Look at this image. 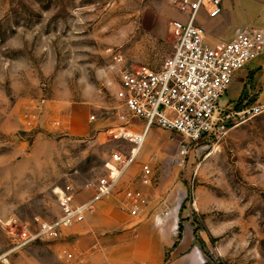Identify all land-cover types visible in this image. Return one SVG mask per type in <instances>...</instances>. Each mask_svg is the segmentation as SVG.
<instances>
[{"label":"rangeland","instance_id":"374dc122","mask_svg":"<svg viewBox=\"0 0 264 264\" xmlns=\"http://www.w3.org/2000/svg\"><path fill=\"white\" fill-rule=\"evenodd\" d=\"M182 1L0 0V264L89 263L112 235L108 210L128 220L117 233L157 221L180 240L178 253L194 248L205 264H264L263 118L219 141L190 143L151 129L134 163L85 217L97 240L75 246L73 225L58 240L17 246L21 227L32 234L59 216V190L71 186L83 202L111 155L130 150L114 139L123 66L113 58L159 69L173 51L169 27ZM127 191L144 200L137 216L128 214Z\"/></svg>","mask_w":264,"mask_h":264},{"label":"built area","instance_id":"2783aa9c","mask_svg":"<svg viewBox=\"0 0 264 264\" xmlns=\"http://www.w3.org/2000/svg\"><path fill=\"white\" fill-rule=\"evenodd\" d=\"M228 1L183 0L179 4L180 18L169 27L173 51L159 69L127 67L121 56L113 58L116 66H123L118 72L123 94V112L118 119L122 125L114 139L127 142L130 150L111 155L105 164L106 174L95 181L90 197L83 202L75 201L71 186L59 190V216L38 223L32 234L26 226L21 227L15 234L17 246L58 240L64 229L83 223L134 163L151 129L174 132L190 143H198L219 141L239 125L264 119V103L242 104L239 108L221 104L234 74L264 53V30L244 29L229 42H205L200 19L219 17ZM93 120L91 117L90 122ZM142 170L143 183L149 184L148 166ZM124 200L129 215L137 216L142 211L144 200L139 193L127 191Z\"/></svg>","mask_w":264,"mask_h":264},{"label":"crops","instance_id":"0c3cea01","mask_svg":"<svg viewBox=\"0 0 264 264\" xmlns=\"http://www.w3.org/2000/svg\"><path fill=\"white\" fill-rule=\"evenodd\" d=\"M200 25L208 45L229 42L244 29L264 30V0H229L219 17L200 20ZM254 103H264V53L234 74L229 89L221 99L222 105L237 108ZM104 216L112 232L110 237L99 241L104 249L91 254L89 263L66 264H205L194 248L178 253L180 240L173 242L170 227L159 226L157 221L150 219L143 221L135 231L119 234L117 232L128 220L119 217L113 210H108ZM104 216L99 219H104ZM89 219L84 225H74L75 228L70 231L69 236L75 246L89 237L91 241L97 240L89 234L92 230ZM167 254L169 258L166 260Z\"/></svg>","mask_w":264,"mask_h":264}]
</instances>
